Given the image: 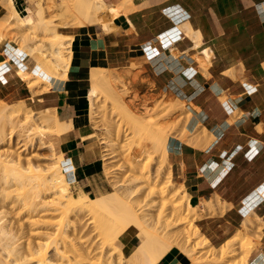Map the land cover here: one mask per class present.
<instances>
[{"label":"rangeland","instance_id":"rangeland-1","mask_svg":"<svg viewBox=\"0 0 264 264\" xmlns=\"http://www.w3.org/2000/svg\"><path fill=\"white\" fill-rule=\"evenodd\" d=\"M25 2L26 3L22 8V10L20 8L19 9L21 11H25V8L27 9V7H30L28 10L27 18H24V16L21 14V17L27 23L25 26L26 28L25 27L11 28L13 24H18V22L13 18L11 19L2 18L6 14L7 12L6 10L5 14L0 18V45L3 44L5 41L9 42L10 45H12L14 48H19L20 51L24 52L25 54H28L31 60L34 61V64L37 65L38 71H27L22 68H19L17 72L19 78L22 79L27 84V86L33 91L35 96L40 95L44 91L50 90L53 84L52 80H50L52 79V77L51 78L48 77L47 73L50 74V70L52 69L50 67L52 66V63L56 61L54 59L55 54L53 55V49L55 48L56 45H54L53 42L61 41L60 35H58L55 32L59 31L62 34L69 35L70 32L68 30L70 28L79 27L77 26L78 22L81 24L80 26L83 25L85 26L91 25L97 27L102 26L104 31H108V32L117 31L120 28L113 23L114 20L109 22L107 27H104L103 23L100 20L96 19L95 17L92 18V22L88 18L87 19L82 18L81 20H78L75 16L73 17L76 20H71L72 15L69 14L68 12V8H69L68 6L70 4L73 5L76 2V0H61V1L60 0H44V1L25 0ZM42 2H45V4L43 3L44 6L48 7L46 8V21L47 20L49 21L48 24L49 28L43 27L42 24H39L41 18L37 12H38V5L39 4L42 5ZM60 2H63L62 5H59ZM124 2L125 0L122 2V4L120 5L118 4V6L122 7L121 5H124ZM127 5L128 7L122 10L121 13H127L128 11H130L135 7L134 3H132V5L131 4H127ZM66 13H68V16ZM172 15H173V21L175 23L177 22L175 19L180 17L181 14L177 12H173ZM244 19L252 20V18L250 19V16H247ZM237 26L240 27V29L239 28L236 29L235 30L236 32L233 33V39L235 40V41L233 40V42L235 43V45L222 46V51L224 53H229L230 51L238 52V53L240 52L243 55H248L249 57L248 62L245 63L247 66L244 68L245 76L242 78L241 81L243 84L242 87L244 88L245 91L242 93L234 94L229 89H222L220 87L213 86L211 88L212 95L210 96V100L211 101L218 100L228 115L232 113L233 117H230L231 122L236 120L237 122L238 121L244 122L248 118V116H251L253 114V112L252 113L251 112L245 113L243 111L241 112L239 111L240 109L236 108V105H240L243 102L244 98H246V96L252 100L254 99H256L257 101L264 100V91L262 90V87L264 86V63L260 61L261 58L264 57V50H263L264 46L261 45V39L262 37H264V34H261L260 44L257 43L256 39L252 40V36L256 37V35L258 34L255 33L256 32L261 33L262 31H264V28L262 24H237ZM223 36H225V34H222V39ZM226 36L228 37V35ZM167 37L174 44L173 46L178 45V43L182 41L185 37H187L188 39L191 38L195 42H198V44L203 45L201 36L197 35L195 36V38H192L187 33V28L182 24L180 25L174 24L172 28L167 30ZM66 47L67 48H65L64 50V59L66 60V63H69L70 65L73 54L72 51L73 40L70 44L67 43ZM260 48L261 50H259ZM200 49H201L200 47L195 49L186 48L185 50H181L180 48H175L173 49V51H168V56L164 58V61L161 58L163 52H157V51L149 52L148 50L145 49L143 51V54L130 56L127 62L119 66L91 69L89 76L85 78L84 81L82 82V89H83V98L84 100H86V118L87 121L90 122L89 130L90 132H92V134L88 137L89 140L92 142L89 146L93 148L94 151H96L98 156V160L95 166L96 169L95 177H96V181L99 183L101 188L99 187L95 189H90L89 187L90 185H89L88 188L85 189L82 188H80L79 190L75 189L72 186L66 174L67 179L64 182V184H69L70 192L73 193L74 196H78L81 192H86L88 193V195L92 197L97 196L98 198H102L104 196H112L115 194L117 195L120 194L122 197V194L124 193L126 194V192L130 190L128 188L132 186L134 187V185L136 186V189H138L137 188L138 185L144 184L146 182L148 184V181L152 183L154 182L153 184H155V180H157V178L152 177V175L156 176L155 173L157 171V173L159 172V177H158L159 179L158 181H156L157 184L155 186L153 184L149 185L150 183L148 185L145 184L142 185V187L144 186L145 187L142 189L139 188L140 192L134 194V196L136 197L132 196L133 194L129 195L133 197V199L130 197L131 200L136 204L138 203V207L143 206L144 208V205L146 204L145 205L146 209L145 208L144 209L147 211L149 210V213L152 210L151 214L153 212V214L154 215L157 214V216L159 215L158 212L160 213L161 210L160 208H162L163 202H166V205H164L165 208L164 213L166 215L165 220L172 219L171 208H170L171 202L169 201V196L161 195L158 193L151 194L150 191L152 189H158L159 187L163 186V183L165 184L169 182L170 179H173L174 186H172L171 189H173L172 191L174 192H178L179 199L183 201L184 204L183 210L184 211L188 210L186 201L189 195L188 193L186 194V190L190 193V189L186 187L185 183L181 182L178 178L174 177L171 167L170 155L164 154V152L162 151H159L157 154L153 152L154 136L152 135H155V133L150 132L152 131L150 129L148 131V128L142 130V125H140V121H134L128 116L126 110L120 107L119 104H117L112 98L111 93L108 92L106 82L108 81V79L110 78L113 79L114 76L117 75L116 78L117 80L124 79L125 82L126 81L129 83L132 82L135 83L138 87H140V88L137 87L138 93H136L137 96L136 99H134L136 101L135 112L139 117H144V119L146 118L145 121L153 120L155 126L162 129L167 134V144H168V140H170L171 138H179L186 144L193 145L199 148H207L211 146L215 140L217 142L221 140V138L224 136L225 130L219 127L212 130V128L209 127L206 123L205 124L203 123L205 120H207V116L205 118L199 117V114L201 113L196 112L199 109L198 107L193 105V103L191 106L188 100L180 96L179 93L166 91L161 86V81H163L164 79V77L161 76L165 72H169L170 74L176 75L178 72L184 69L185 66L189 68L194 67L193 70L194 72L195 71L204 72L206 76H210L208 70L210 69V66L212 64L214 52L213 50L208 48L207 49L208 55H207L206 53H203L202 50ZM139 52L140 51L137 52L132 51L131 55ZM171 54L174 55L172 56ZM158 57L161 58V60ZM40 60L41 61L44 60V63H46L44 64V68L45 65L46 67L48 65L45 72H43L41 69L42 65L40 63L41 62ZM59 67H61V69ZM58 68H59L58 72L60 71L59 72L60 74L57 75H59L60 78L56 79V81L63 79L65 77L64 71L66 70V66L64 65L58 66ZM150 69L153 71L154 75L151 73ZM93 71H101L102 78L100 79L99 84H97V88H98L97 92L95 96L92 97L91 100L88 96V93L91 84H93V80L91 78ZM21 72L24 74V77H28V78H25L24 80V78L20 75ZM109 72L117 73V74L109 75ZM38 75L40 77H37ZM66 76L67 77L65 81L68 79V73ZM134 80L135 82H133ZM119 84H121V82ZM117 89L121 91L122 87L118 86ZM121 93H123L125 100L128 102L132 96L130 89L126 91L122 90ZM34 100H36V98H34ZM230 105L232 106V108L235 109L234 111H232ZM141 107L144 109H141ZM139 109L143 111H140ZM16 111H18V114ZM46 114L48 115L51 114L52 116H50L48 120L49 125L48 128H46L48 136L46 135L44 136L47 143L46 146H44L41 144L42 140L39 138V133L42 132L41 131L42 128L38 125H40L39 123L41 120L39 119L36 120V124L35 123L31 124L32 122L29 124L25 122L24 117L25 116L27 117L28 115H32L33 117L35 115L34 116L35 119L38 116L41 117L42 115H46ZM54 114L57 115L59 118V115L57 114L55 109L38 107L37 105H35V101H33V99L30 100L26 99L22 101H13V100L11 101L4 98L3 96H0V124L2 121L3 124L7 123V121L6 122L4 121L10 118L11 119L14 118L15 120L14 121L15 123L13 122V120L11 121V119L8 120L10 121V123H8L9 126L7 124L0 125L1 127L6 126L5 128L7 130L6 129L4 130L7 131V133H9V131L13 129L12 126L14 127V130L9 133V135L11 136L7 134L8 137L6 136L7 139L4 140L5 143L4 142H2V144L0 143L1 144L0 159L2 161L9 159L11 165H13L15 164L13 160L20 157L24 160L26 165H28V161H31L34 165L36 164L43 165L45 169H49L52 163L55 162L61 163V161L65 158V155H63V153L59 151L57 147L56 139H55L56 134L49 133L52 130V126L53 129L56 126L54 125L55 121H53L55 120L53 119L55 116ZM59 120L63 121L60 118ZM67 123L71 125L70 122ZM141 144H144L145 146L143 148L144 150L142 149L140 152L137 150H139V148L142 146ZM135 150L137 151V153ZM136 160L140 164L139 165L141 167L140 171L135 169ZM161 160H164V162L162 161L161 163L162 165L164 163L163 167L160 165ZM63 170H64V166H63ZM141 171L143 173H141ZM138 172H140V174H137ZM149 173L151 174V176ZM139 175H141L140 177H143V179L145 177L148 178L149 176L150 180L148 178V181H146L147 178H145L144 180L146 182H144V180L141 181L142 178L138 177ZM133 179H136V181H134ZM159 180L162 183H160ZM158 182L160 185L159 187H158ZM1 187L0 189H4L3 187L2 188ZM133 187L131 189H133ZM139 187H141V185ZM10 190L12 191L11 192L12 196L11 194L10 196H5V192H8ZM8 191L6 189L4 191V194H2V191H0V198H1L0 211L2 210L0 212V215L1 218L3 217L2 222H5L3 223L4 227L0 228V264H10L9 262L10 258L14 257L10 255L9 250L6 248L7 244H12V243L16 244L18 242H22L23 245L22 244L21 245L24 248L21 245H18L19 247L21 246L22 250L27 249L28 246L27 243L29 242L39 241L45 244L48 243V241H50L51 239H54V237H57V235L60 232V231L58 232L59 229H56L58 227L61 230L64 229L63 235L66 237L64 238V241L65 239L66 240L69 239L68 241L65 242L69 243V241H71L72 244L74 242L75 244L73 245H71L70 243L64 244L61 241V239L58 241L62 243H58V242L56 243V245L58 246L54 247V244H52L53 246L51 245L52 247L50 246L51 248L47 250L48 251L47 256L50 255V258H53L52 261H54L55 263L57 262V264H59L62 259H63L62 261L63 264H73V263L74 264H109L110 263V259H108L109 256L107 255L112 253L113 248L110 245L108 246L107 243H105V234H103L104 232L102 231L104 230L102 229L103 227L101 228V231L103 233L97 230L103 225L101 224L103 223L102 222L103 220L111 219V216L107 214V212H109V209L107 207L105 210H103L101 215L100 214L97 215V213L96 215H94L93 213L87 212V214L83 215L84 217L80 218V222L77 221L79 220V218L77 219L76 217V210H74V213L69 214L68 217L67 215L60 213L59 215L56 214L52 216L50 214H47L46 212L41 211L39 213H34L35 214L34 216L38 215L37 218L43 219L45 221L51 220V222H53L54 225L49 223L50 225L45 224V226H41L42 224L31 226L29 223L30 221L27 218L25 219L24 217L27 216L26 215L28 213L27 209L21 207L23 205L18 207L16 205L17 203H15V200H13L14 196L17 195V191H14L13 188H8ZM13 191L14 194L16 192L15 195H13ZM7 195H9V192ZM2 196L4 197V199ZM126 196H128V194H126ZM123 197H125V195H123ZM203 199L204 198H201L199 200L191 196L192 203L198 204L201 210H199L198 214L195 213L197 217L194 219V221L191 220L190 218L189 221H191L190 223L195 228L197 227L196 225H198L202 233L200 236L192 235L193 238L189 246L190 250L192 251L191 257L186 256V251L179 250L178 248H173L168 254H166L161 259V261L158 264H160L164 260L165 262H167L168 258L173 262L175 261L179 263L182 262L183 264H242L241 258L244 255L245 248H247L248 250L250 248L249 250L250 252L248 255V260H249L252 251L256 249L258 244L259 225H257V223L255 222L256 225L254 224L253 229L247 231L250 234V238L252 239L250 243H246L245 239H242L239 236V233L244 230H241L240 232H238V234L235 235L231 234V236L228 237L227 239L225 238L227 234H225L219 238H216L215 240H211L206 236L203 228L200 227V224L202 223L201 220L204 218V217L201 218V216L204 215L207 216L211 214L215 215L220 212H224L229 207V205L226 202H224L219 195L213 194L210 196V198H208L209 203L206 208V205L203 203ZM4 201L5 203L6 201L8 202L11 201L10 203H15V204H13V206L10 203L4 204L6 205V207L8 206L7 208H5L3 205ZM118 202L120 201L114 198L108 203V205L109 204L115 205ZM19 203L21 204V201ZM13 208L16 209L15 210L16 213L13 210ZM3 209H5L6 212ZM12 210L14 211V213ZM7 211L10 212L7 214ZM200 211L202 213L201 215H200ZM22 212L24 213L26 212L25 215L24 213L22 214ZM28 215L30 216V213H28ZM129 216L131 215L129 213L128 214L126 213V208L123 207L122 204L120 217L117 218V221L112 223L113 228L108 230V233L106 235V236L111 235L112 237L115 238L113 244L117 249L123 250L122 253H124L125 260L129 258L131 251L137 248V246L141 241L140 238L143 240L142 242H144L146 238H148L147 237L148 233H145L143 229L140 230V229H136L135 227H131L130 229L127 230L131 231L134 234L133 242L131 246H129L128 248L123 247L122 235L119 231V228H121L122 226L121 221L123 222L125 220H130L134 222L133 217H129ZM24 219L27 220V224L25 222V225L23 224L25 221ZM75 222L78 224V228ZM99 222H101L100 223L101 226L99 228L97 226V229L94 230L95 225L99 224ZM21 223L23 225H21ZM79 224H81L82 227ZM187 224L188 223L180 225L178 226V228L176 227L175 229H186V227H188ZM73 226L75 227V229L77 228L78 231L76 232L79 235H81L80 237L75 232ZM210 226L213 227V224L210 223ZM39 227L41 231L46 233H42V235L40 236L36 234L37 231H40ZM150 228L151 231L154 233L155 230L160 231L161 229V227H159V223L154 224ZM242 229H244V227H242ZM55 231H56V236H54V234L53 235L51 234ZM48 232L51 235H49ZM63 235L61 236L62 238ZM119 235L121 236L119 237ZM207 239H209L215 247L210 246L211 244L208 245V243H206ZM72 240L74 242H72ZM77 241L79 243H76ZM225 243H229L228 245L229 249H234V250L230 256L226 257L223 260H220L219 259L220 248H221L220 246ZM253 243L256 245H254ZM203 244H205L206 246L203 247L202 246ZM250 244L252 245L253 249L251 248ZM74 245L75 246L77 245L76 246L77 248L79 247V245H81L78 248V251L79 249H81V251H79L80 253L79 252L78 253L81 254V252L83 251L82 252L83 254H81L84 255L83 259L81 257L80 258L78 257L80 255L77 256L76 254L77 250L75 252L74 248L76 247H74ZM57 247H60L62 249L66 248V250L64 249L63 250L64 252L67 253H64L62 251L64 257L61 260H58L60 256L58 257L56 256L57 251L61 250L60 248H58L60 250L55 249ZM44 249H46V247ZM88 249L89 250L91 249L90 250L91 252ZM22 250H20V254ZM54 250L57 251L54 252ZM27 251L24 250L25 253H27ZM115 251H116V253H114L116 254L115 256H117V254L119 256L118 251L117 250ZM88 254H90V256ZM23 255L22 257L18 256L21 262H22V258L25 256ZM65 255L68 256L67 257L68 259L66 258ZM69 256H71L72 258ZM75 256L78 258V260H76L77 258ZM26 257L27 256H25L24 258ZM64 258H66L65 259L66 261L64 260ZM23 262H22L23 264L25 263L27 264V261L26 262L23 261ZM113 263L119 264L116 260H114L112 264Z\"/></svg>","mask_w":264,"mask_h":264},{"label":"crops","instance_id":"crops-1","mask_svg":"<svg viewBox=\"0 0 264 264\" xmlns=\"http://www.w3.org/2000/svg\"><path fill=\"white\" fill-rule=\"evenodd\" d=\"M14 1L21 10L26 3L25 0ZM105 1L118 6L124 0ZM1 3L0 0V18L6 12ZM125 3L126 8L132 3L135 7L114 19L113 23L120 27L117 31L108 32L102 26L91 25L68 30L69 35L74 36L68 79L56 81L52 78L50 90L40 95L35 96L17 74L19 68L38 71L37 65L28 54L5 41L0 45V96L11 101L33 99L38 107L55 109L61 120L70 122L71 127L66 132L55 136L59 151L65 154L67 177L78 190L89 185L90 189L101 188L95 177L98 156L89 146L92 142L88 137L92 132L86 118L82 89V82L91 69L119 66L130 56L143 54L145 49L163 52L161 58L164 61L168 51L175 48H210L214 52L208 70L210 76L185 66L176 75L165 72L161 76L164 77L161 86L166 91L179 93L191 106L193 103L198 107L199 117L207 116L203 123L212 130L219 127L225 133L221 140H215L207 148L186 144L179 138L168 140L172 172L190 189V193L186 191L192 205L196 204L192 203L191 196L200 200L213 194L229 205L224 212L207 215L201 220L200 227L211 240L225 234L227 238L238 234L243 230L241 227L246 218L254 219L261 226L259 239L246 261L248 264H264V100H252L246 96L240 105H236L241 112H253L244 122H231L232 113L228 115L218 100H210L213 86L229 89L234 94L245 91L241 81L248 55L233 51L224 53L222 46L235 45L233 33L240 29L237 24H262L264 28V0H125ZM29 8L21 12L24 18H27ZM173 12L181 14L175 23ZM247 16L252 20H245ZM174 24H189L196 36H201L203 45H195L193 39L185 37L173 46L167 30ZM222 34H225L223 39ZM255 34L258 35L252 36V40L256 39L260 44L264 31ZM261 45L264 46V37ZM132 51L140 52L131 55ZM260 61L264 63V57ZM230 108L235 110L231 105ZM247 235L250 237L249 233ZM133 238L134 234L126 230L122 234L123 247L131 246ZM160 264L183 263L168 258L167 262L164 260Z\"/></svg>","mask_w":264,"mask_h":264},{"label":"bare ground","instance_id":"bare-ground-1","mask_svg":"<svg viewBox=\"0 0 264 264\" xmlns=\"http://www.w3.org/2000/svg\"><path fill=\"white\" fill-rule=\"evenodd\" d=\"M1 2H2L1 4H3V6H5L6 10H7L6 14L2 18H5V19L13 18V19L17 20V22H18V24H13L11 26V28H23V27H25L27 23L21 17V12L22 11L17 7L16 2L14 0H1ZM45 2H42V5L41 4L38 5V12L37 13H38V15H40V18H41V20L39 21V24H42L43 27L49 28V25H48L49 21L48 20L46 21V8H48V7L44 6ZM63 2H60L59 5H62ZM28 3H29V1H28ZM38 3H41V2H38ZM125 4L126 3L124 2V5ZM68 7H69L68 8V12H69V14L72 15L71 16V18H72L71 20H76L73 17V16H75L78 20H81L82 18H86V19L88 18L92 22V18L95 17L96 19L100 20L103 23L104 27H107L109 22L113 21L115 18L118 17V15L123 10L122 7H124V6L122 5V7H120V6L108 5L105 2V0H76V2L73 5L70 4ZM125 8H126V5H125L124 9ZM66 14L68 16V13H66ZM69 18H70V15H69ZM74 25H76V24H74ZM80 25L81 24L78 22L77 26H80ZM186 25L188 26L187 27V33L189 34V36H191L192 38H195L196 32H194V30L190 27L189 24H186ZM55 33L60 35L61 41L60 42L59 41H57V42L54 41L53 42V44L56 45L55 48L53 49V55L55 54L54 55V59L56 61L54 63H52V66L50 65L51 66L50 68H52V69L50 70V74L47 73V76L50 77V78L52 77L55 80L59 79L60 77L57 74H60L59 73L60 71L58 72V69L59 68L61 69V67L58 68V66H63L64 65V66H66V70L64 71L65 77L63 76L64 78L60 79V80L61 81H65V79L67 77L66 75H67L69 63H66V60L64 59V50H65V48L69 47V46L66 47V44L67 43L70 44L72 42L74 36L73 35L69 36V35L62 34L59 31L55 32ZM66 40H68V41H66ZM195 45H198V42H196ZM202 52L206 53L208 55V50L207 49H203ZM48 62H50V61H48ZM40 63L42 65V68H41L42 71L45 72V70L48 67V65H47V67L45 65V68H44V64H46V63H44V60L41 61ZM101 74H102L101 71H93L92 72L91 78L93 80V84H91V86L89 88L90 90H89V93H88V96H89V98L91 100H92V97L95 96V94L97 92V89H98L97 88V84H99L100 79L102 78ZM114 74H117V73L109 72V75H114ZM20 75L24 78V80H25V78H28V77H24V74L22 72L20 73ZM37 77H40V76L38 75ZM116 78H117V75L114 76L113 79L112 78L108 79V81L106 82L107 83V90H108L109 93H111V96L114 99V101L117 104H119L120 107H122V108H124L126 110L128 116L132 120L140 121V125H142V130H145V128H148V131L150 129V130H152L150 132H154L155 133V135H152V136H154V142H153L154 151L153 152L155 154H157L159 151H162V152H164V154L168 155L170 151L168 150L167 134L162 129L156 127L155 123L153 122V120L145 121L146 118L144 119V117H139L136 114V112H135L136 111L135 110L136 109V104H135L136 101L134 99H136V96H137L136 93H138L137 90L140 87H138L135 83H132V82L129 83L127 81L125 82L124 79L123 80H120V79L117 80ZM120 82H121V84H119ZM133 82H135V80ZM31 85H33V84H31ZM118 86L119 87L121 86L123 91H126V90L130 89V92L132 93V96H131V98L129 99L128 102L125 100V97H124L123 93H121L122 90L119 91L117 89ZM91 104H92V102H91ZM141 109H144V108L141 107ZM141 109H139V110L143 111ZM16 112L18 114V111H16ZM34 116L33 117H32V115H28L27 117L25 116L24 120H25L26 123H29V124L31 122H32L31 124H34V123L36 124V120H38V119L41 120L40 123H39L40 125H38V126H40L42 128V130H41L42 132L39 133V138L42 140L41 144L46 146L47 141L45 140L44 136L45 135L48 136L46 128H48V125H49L48 124V120H49L50 116H52V115L51 114L50 115L46 114V115H42L41 117L38 116L35 119H34ZM10 119H8V120H10ZM53 119H55L53 121H55L54 125H56V126L54 127V129H53V126H52V130L53 131L50 129L51 130L49 132L50 134L51 133L60 134V133H62L64 131L66 132V130H68L71 127V125L69 123H67L65 121H60L57 115H55ZM8 120L4 121V122L7 121V123H4L5 125L6 124L8 125V123H10V121H8ZM12 120H13V122L15 121L14 118L11 119V121ZM2 122H1V124L4 125ZM5 127L6 126H3V127L0 126V143L1 144H2V142H4V140L7 139V137H8L7 134L9 135V133L14 130V127L12 126L13 129L10 130L9 133H7V131L4 130V129H6ZM9 136H11V135H9ZM141 145L142 146L140 148L138 147L139 150L136 149L137 151L141 152V150L144 148L145 145L144 144H141ZM137 151H136V153H137ZM63 155H65V154H63ZM61 156H62V154H61ZM49 157H52V156H49ZM138 157H139V155H138ZM136 159H137V157H136ZM13 161H14L15 164L11 165V162H10L9 159H7L5 161H2L0 159V167H1V169H0V187L2 186L4 188V189H0V191H2V194H4V191L6 189L8 191V188H13L14 191H17V195H16L17 197L14 196L13 200H15V203H17L16 205L18 207L23 205L21 207H24L25 209H27L28 213H30V216L27 213L26 214L27 216H24V217H25V219L27 218L30 221L29 223H30L31 226L40 225V224H42L41 226H45V224L47 225L49 223L54 225V223L51 222V220H49V221L46 220L45 221L43 219L37 218L38 215L34 216L35 215L34 213H39L41 211L42 212H46L47 214H50L52 216L56 215V214L59 215V213H60V214L67 215V217H68L69 214L74 213V210H76V217H77V219L79 218V220H77V219L76 220L80 222V218L84 217L83 215L87 214V212L93 213L94 215H96V213H97V215H99V214L101 215L103 210L106 209V207L109 209V212L112 215L109 212H107V214L109 216H111V219L103 220L102 221L103 223L99 222V224H96L95 228H94V230H96L97 226L99 228L101 226V224H103L97 230L100 232L101 228L103 227L102 229H104V230H102V231L104 233L102 231L101 232L103 234H105V243H107L108 246L110 245L113 248L112 253L107 255V256H109V258L108 257L107 258L110 259V263L109 264H112V262L114 260H116L119 264H158L161 261V259L166 254H168L173 248H178L179 250L186 251V256L191 257L192 251L190 250L189 246H190V242H191V240L193 238L192 235H199L200 236L202 234L199 226L196 225L197 227L195 228L190 223L191 221H189L190 219L194 221V219L197 217L196 214H198L199 210H201L200 206H198V204L192 205L191 202H190L189 197H187L186 203H187L188 210L184 211L183 210V205L184 204H183V201H181L179 199L178 192H174V191H172L173 189H171L172 186H174L173 179H170L169 182H167L165 184L163 183V186H161V187H159L160 185H159V182H158V187L159 188L158 189H152L150 191L151 194L158 193V194H161V195L169 196V201L171 202L170 208H171V217H172V219L165 220V216L166 215L164 213L165 212L164 205H166V202H163L162 208H160L161 209L160 213L158 212L159 215L157 216V214L154 215L153 212L151 214L152 210L150 211V213H149V210L148 211L145 210L146 209L145 208L146 204L144 205V208H145L144 209L143 206L138 207V203L136 204V203H134L131 200V198L133 199L132 196H134V194H137L138 192H140L139 188L142 189V188L145 187V186L142 187V185H144V184L148 185L149 183H150L149 185H152L154 183V182L152 183V182L148 181L149 176H148V178L145 177V178H147L146 181H148V184H147V182L144 180L145 178L143 179V177H140L141 175H139L138 177L142 178L141 181L144 180V182H146V183H144V184L138 183V184L141 185V187H139L140 185L137 184L138 185L137 186L138 189H136L135 185H134L135 188L132 186L133 189H131L132 187H129L128 189H130V190L128 192H126V194H128V196H126V194L124 193V194H122V197H121L120 194H118L119 196L117 194H115V195H112V196H104L102 198H98L97 196L96 197H92V196L88 195V193H86V192H81L78 196H74L73 193L70 192L69 184H64V182L67 179L66 173L63 170V166L65 165V161H66L65 158L61 161V163H56V162L52 163L51 162L52 165H51V167L49 169H45V167H43V165H37V164L34 165L31 161H28V165H26L24 160L22 158H20V157L15 159V160H13ZM50 161H53V160H50ZM162 161L164 162V160H161L160 165L163 167L164 163L162 165L161 164ZM135 164H136L135 165V169L140 171L141 167L139 166L140 164H139V162L137 160H136ZM161 166H160V168H161ZM142 171H141V173L144 172V171L143 172ZM136 172H135V175H136ZM156 173H157V171H156ZM156 173H155L156 176L152 175V177H156L157 178V180H155V184H153L154 186L157 184L156 181H158V179H159L158 178L159 177V172L157 174ZM137 174H140V172H138ZM149 174H146V175H149ZM151 174H150V176H151ZM133 180L136 181V179H133ZM149 180H150V178H149ZM151 180H152V178H151ZM153 181H154V179H153ZM141 183H143V182H141ZM160 183H162V182L160 181ZM14 191H13V195L16 194V192L14 194ZM8 192H9V195H7ZM8 192H5V196H10L12 191L10 190ZM186 194H187V191H186ZM123 195H125V197H123ZM129 195H132V196H129ZM11 196H12V194H11ZM134 197H136V196H134ZM114 198L118 199L120 202L116 203L115 205H111V204L108 205V203ZM3 199H4V197H3ZM3 199H2V201H3ZM20 201H21V204L19 203ZM10 202L11 201H9V202L6 201V203H5V201H4L3 205L7 204V203H10ZM15 203H10V204L13 206V204H15ZM203 203L206 205V208H207L208 203H209V199L208 198L207 199L204 198L203 199ZM10 204H8V205H10ZM122 204H123V207L126 208V213L127 214L129 213L131 215L129 217H133L134 222H132L130 220H125L123 222L121 221L122 226H121V228H119V231H120L121 235L127 229H130L131 227H135L136 229H140V230L143 229L145 231V233H148V236H147L148 238H146V240L144 242H142L143 240L139 237L140 240H141L139 245L137 246L136 249L131 251V254H130L129 258H127L126 260H125V257H124V253H122L123 250H121V249L119 250V249H117L114 246L113 242H114L115 238L112 237L111 235L106 236L107 233H108V230L113 228L112 223L117 221V218L120 217V211H121ZM4 207L7 208L8 206L6 207V205H4ZM3 210L6 212L5 209H3ZM13 210L15 211L16 209L13 208ZM14 211H13V213H14ZM17 211H18V208H17ZM9 212L7 211V214ZM15 213H16V211H15ZM23 213L24 212H22V214ZM25 213H24V215H25ZM201 214L202 213L200 211V215ZM203 214H204V212H203ZM32 215H33V217H32ZM153 215L156 216L157 218L154 217ZM194 215H196V216H194ZM205 216L206 215L201 216V218L205 217ZM42 217H45V216H42ZM198 217H200V216H198ZM34 218H36V219H34ZM163 218H164V220H163ZM2 219H3V217L1 218V215H0V228H3L4 227L3 223H5V222H2ZM25 222L27 224V220H25L24 223L23 222L22 223L25 225ZM91 222H92V220H91ZM22 223H21V225H23ZM158 223H159V227H161L160 231H156L155 230V233L152 232L150 227H152L154 224H158ZM185 223H188L187 224L188 227H186V229H175L176 227L178 228V226L183 225ZM75 224H77V223L75 222ZM254 224H255V221L251 217H248V218H246L243 221V224H242L243 226L242 227H244V229H243L244 231L240 232L239 236L242 239H245L246 243H250L252 241V239L247 235L248 234L247 231L252 230L253 227H254ZM79 225L82 227L81 224H79ZM76 226L78 228V224ZM119 226H120V224H119ZM117 227H115V228H117ZM77 228L75 229V227H74L75 232L78 231ZM260 228H261V226H259L258 231L260 230ZM39 229H40V227H39ZM56 229H59L58 230V232L60 231L59 234L57 235V237H54V239L50 238L51 239L50 241L47 240L48 243L43 244L42 242H39V241L38 242H29V243H27V245H28L27 249H24L25 251L28 250L27 253H25L24 250H22V248H21V246L23 245L22 242L16 243L17 245L13 244V243L12 244H7L6 248L9 250L10 255L15 257V258L14 257L10 258V261H9L10 264H18V263L19 264L20 263L23 264L24 263L23 261H25V262L27 261V264H57V262L55 263L54 261H52L53 258H50V255L47 256V252H48L47 250H49L53 246L52 244H54V247H56V246H58V245H56L57 242L58 243H62L63 242L65 244L66 243L65 241H68L69 239H67V240L65 239V241H64V238H66L63 235V230L64 229L61 230L59 227L56 228ZM44 231H45V229H44ZM64 232H67V231H64ZM42 233H46V232L41 231V229H40V231L36 232V234H38L39 236L42 235ZM60 233H62V234H60ZM51 234L52 235L54 234V236H56V231L51 233ZM51 234L49 233V235H51ZM99 234H101V233H99ZM62 235H63V238L61 237ZM121 235H119V237ZM80 236L81 235H79V237ZM58 237H61V238H58ZM60 239H61L62 242L58 241ZM35 240H36V238H35ZM73 240H72V242H74ZM230 241H231V239H230ZM79 242H80V240H79ZM79 242L77 241L76 243H79ZM36 243H37V245H36ZM69 243L71 245L75 244V242L72 244L71 241H69ZM69 243L67 242L66 244H69ZM206 243H208V245L211 244L210 246L215 247L209 239H207ZM64 244H62V245H64ZM18 245H21V246L19 247ZM81 245H79V247ZM228 245H229V243H225V244H222L220 246L221 247L220 248V254H219V259L220 260H223V259H225L226 257H228V256H230L232 254L234 249H229ZM254 245H256V244H254ZM76 246L74 245V247H76ZM202 246L205 247L206 245L203 244ZM250 246L253 249L251 244H250ZM45 247H46V249H44ZM58 248H60V247H57L55 249H57V250L61 249V250L60 251L56 250L57 251V255H56V253H55V255L57 257L60 256V258L58 260H61L64 257L63 252H64V250H66V248L65 249L63 248L64 250L62 248H60V249H58ZM78 248L77 247L74 248L75 252L77 250V253H76L77 256L80 255L78 257L79 258L81 257L83 259L84 255H81V254H83L82 253L83 251L81 252V254H79L80 253L79 251H81V249H79V251H78ZM89 248H91V247H89ZM107 248H109V247H107ZM20 250H22L21 254H20ZM115 250L118 251L119 256H118V254H117V256H115L116 255V254H114V253H116ZM249 250H250V248H249ZM249 250L247 248H245L244 255L241 258L242 264H248L247 261H246V258H247V255L250 252ZM56 251L54 250V252H56ZM70 251H71V249H70ZM73 252H74V250H73ZM64 253H67V252H64ZM18 254H20L21 256L18 255ZM23 254L25 256H27V257L24 258L25 256ZM26 254H28V255H26ZM73 254H75V253H73ZM22 255L24 256L23 257L24 259L22 258V262L23 263L19 259V257H22ZM88 255L90 256V254H88ZM67 257L68 256H66V258ZM69 257H71V256H69ZM66 258H64V260ZM18 260H20V261H18ZM69 260H70V258H69ZM76 260H78V258ZM55 261H57V260H55ZM62 261H63V259L61 260L60 263L63 264Z\"/></svg>","mask_w":264,"mask_h":264}]
</instances>
